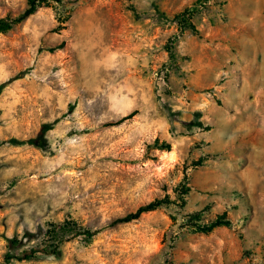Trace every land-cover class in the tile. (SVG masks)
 <instances>
[{
    "label": "rangeland",
    "instance_id": "374dc122",
    "mask_svg": "<svg viewBox=\"0 0 264 264\" xmlns=\"http://www.w3.org/2000/svg\"><path fill=\"white\" fill-rule=\"evenodd\" d=\"M22 70L0 89V264H264V0H44L0 33V84ZM56 119L43 149L8 141ZM63 219L97 232L5 262Z\"/></svg>",
    "mask_w": 264,
    "mask_h": 264
},
{
    "label": "trees",
    "instance_id": "16d2710c",
    "mask_svg": "<svg viewBox=\"0 0 264 264\" xmlns=\"http://www.w3.org/2000/svg\"><path fill=\"white\" fill-rule=\"evenodd\" d=\"M44 0H28L27 6L19 12L15 16H6L3 18H0V33L7 32L11 30L16 24L21 23L23 20H25L29 15L34 13L39 6L41 2ZM186 14L181 13L179 15H176L177 18L181 16L179 21H176L178 26L181 28H190L193 29L192 23L189 21V17L185 16ZM63 43L61 42L57 47H60ZM56 47H51L48 50L54 51ZM26 70H22L17 72L15 75L10 77L7 81L0 84V89L4 86H6L9 82L19 79L25 76ZM135 113V111L129 113L128 115H125L118 119L116 123L122 122L126 118L132 116ZM57 122V119L51 122H45L41 124L40 128L36 132L35 136L29 137L24 140L11 138L8 141L13 144H27L39 149H43L47 144L46 139V133L48 130H50L53 125ZM197 126H201V122L196 123ZM157 147L162 149H169L170 144L168 142H161L157 143ZM189 188L186 185H183L181 187L180 191V198L183 200L182 195L185 194ZM171 201L167 198H160V199H154L151 200L143 205H140L135 211L129 212L123 216L116 217L112 219L108 226H114L119 223H128L130 221H133L143 213L147 211H152L160 207L161 205L168 204ZM193 221H196L200 218V212H193L190 214V217ZM230 225V220L226 217L225 213H222L220 215H217L213 220L206 224H198L194 223V227L197 231L200 232H209L213 230L215 227L218 226H228ZM97 230H90L89 228H86L79 224L74 219H63L62 221L58 222H49L47 223V227L42 230V239H37L35 235L32 233H27V238L29 240H35L37 241L36 244L31 245L27 249H23L20 254L17 256L6 254L5 255V262L10 261L11 258H16L17 260H28L32 258L37 253H43V254H57L60 250V245L69 240L70 238L75 237H83L86 240L91 239L95 234ZM41 237V236H39ZM13 244H16V240H12Z\"/></svg>",
    "mask_w": 264,
    "mask_h": 264
}]
</instances>
